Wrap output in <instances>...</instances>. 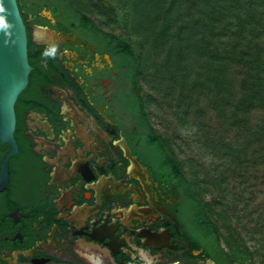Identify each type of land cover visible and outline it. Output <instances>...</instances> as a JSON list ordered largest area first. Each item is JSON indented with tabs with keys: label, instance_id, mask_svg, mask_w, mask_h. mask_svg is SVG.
Listing matches in <instances>:
<instances>
[{
	"label": "flooded vegetation",
	"instance_id": "af4514ba",
	"mask_svg": "<svg viewBox=\"0 0 264 264\" xmlns=\"http://www.w3.org/2000/svg\"><path fill=\"white\" fill-rule=\"evenodd\" d=\"M16 1L30 72L0 135V264H216L144 150L120 58L70 1Z\"/></svg>",
	"mask_w": 264,
	"mask_h": 264
},
{
	"label": "trees",
	"instance_id": "16d2710c",
	"mask_svg": "<svg viewBox=\"0 0 264 264\" xmlns=\"http://www.w3.org/2000/svg\"><path fill=\"white\" fill-rule=\"evenodd\" d=\"M67 1L120 58L126 107L152 164L179 189L195 248L216 264H262L238 220L255 192L248 180L264 170V0H89V19L87 0ZM254 211L260 234L264 206Z\"/></svg>",
	"mask_w": 264,
	"mask_h": 264
},
{
	"label": "water",
	"instance_id": "95a60500",
	"mask_svg": "<svg viewBox=\"0 0 264 264\" xmlns=\"http://www.w3.org/2000/svg\"><path fill=\"white\" fill-rule=\"evenodd\" d=\"M29 72L26 28L17 1L0 0V135L5 140L15 130L14 106Z\"/></svg>",
	"mask_w": 264,
	"mask_h": 264
},
{
	"label": "rangeland",
	"instance_id": "374dc122",
	"mask_svg": "<svg viewBox=\"0 0 264 264\" xmlns=\"http://www.w3.org/2000/svg\"><path fill=\"white\" fill-rule=\"evenodd\" d=\"M87 2H88L87 8H89V0H87ZM93 5L96 4L94 3ZM90 8L92 9L93 7ZM96 12H97L96 13L97 17L96 16L93 17L95 22L98 23L101 18L103 19L105 18L104 17L105 13L103 11H100L98 8ZM156 127L159 128L157 124ZM186 136L187 134L184 133L179 142L181 145L180 146L181 150L184 152V155L190 158L193 151L190 143L184 140V137ZM248 186L254 189L255 192H250V193H254L253 195L247 194L246 192L247 194L246 199L248 200L247 201L248 208L246 210L247 216L244 217L242 220H238V221H241L249 230V233L245 236V239L246 241H248V246L250 247V249L256 253L255 255L257 262L258 263L261 262L262 264H264V230L260 234H256L253 231L254 228L253 224L257 219V212H255L254 210L257 209L260 214L261 213L260 211H262V208L264 206V170H262L261 174L256 178V180L254 179L248 180ZM263 216L264 215H261L260 220L263 218Z\"/></svg>",
	"mask_w": 264,
	"mask_h": 264
}]
</instances>
